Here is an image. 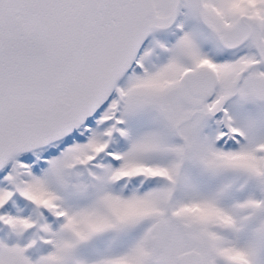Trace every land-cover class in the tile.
Wrapping results in <instances>:
<instances>
[{"label": "snow or ice", "instance_id": "6c2138e0", "mask_svg": "<svg viewBox=\"0 0 264 264\" xmlns=\"http://www.w3.org/2000/svg\"><path fill=\"white\" fill-rule=\"evenodd\" d=\"M0 264H264V0H0Z\"/></svg>", "mask_w": 264, "mask_h": 264}]
</instances>
